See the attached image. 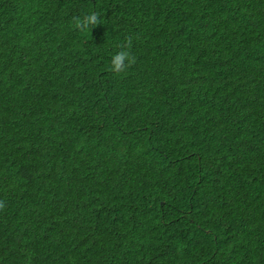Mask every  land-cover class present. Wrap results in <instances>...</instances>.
I'll return each instance as SVG.
<instances>
[{
	"label": "trees",
	"instance_id": "1",
	"mask_svg": "<svg viewBox=\"0 0 264 264\" xmlns=\"http://www.w3.org/2000/svg\"><path fill=\"white\" fill-rule=\"evenodd\" d=\"M0 201V264H264V0H0Z\"/></svg>",
	"mask_w": 264,
	"mask_h": 264
},
{
	"label": "clouds",
	"instance_id": "2",
	"mask_svg": "<svg viewBox=\"0 0 264 264\" xmlns=\"http://www.w3.org/2000/svg\"><path fill=\"white\" fill-rule=\"evenodd\" d=\"M100 24V18L97 13L92 12L87 14L83 18H74V26L76 29L84 31L89 27H93ZM131 39L127 40V43L121 46L120 51L116 52L111 58V68L114 72H122L126 68L135 63L136 57L128 50L131 47ZM5 207V203L0 201V209Z\"/></svg>",
	"mask_w": 264,
	"mask_h": 264
}]
</instances>
